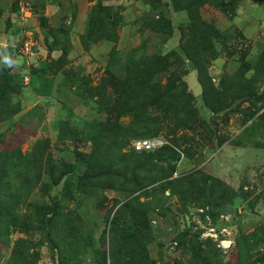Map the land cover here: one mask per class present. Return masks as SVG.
Listing matches in <instances>:
<instances>
[{"label":"rangeland","instance_id":"rangeland-1","mask_svg":"<svg viewBox=\"0 0 264 264\" xmlns=\"http://www.w3.org/2000/svg\"><path fill=\"white\" fill-rule=\"evenodd\" d=\"M97 1H89L92 5L86 11L85 32L75 40L76 45L71 39L76 18L72 12L64 15L62 20L58 19L57 24L51 26L45 16V0H13L6 5H0V18L3 14L9 13V18L3 24L4 28L0 29V56L10 49L14 53L13 75L16 86L12 97L13 103L22 109L20 96L24 88L30 85L27 84L29 82L26 79L24 83V78L31 74V88L36 87L35 92L42 89L49 93L56 87L55 92L59 93V99L61 98V102L63 99V105L65 104L61 109L59 105L58 108L56 107L52 98L31 96V114L26 110L0 123V136L3 133L6 135L5 139L0 140V155L11 154V151L17 147L22 148L23 152L32 150L33 142L29 143V133L21 124L22 120H26L31 121V124L39 123V131L44 134L42 138L51 141L54 152L59 148L69 147L70 153L59 152L57 157L65 158L76 166L68 182L73 196L68 194L65 197V194L58 193L50 183L49 177L45 175L40 186L25 199L26 204L22 205L19 213L30 216L33 209L28 207L29 204L51 205L55 196L65 198L67 209L63 214L70 211L74 216L81 218L82 224L81 227L79 226L81 234L90 236L94 242L93 247L81 258L79 264H100L99 257L102 254H106L109 259L114 254L116 264H122L123 261L131 264H203L202 259H206V256L212 259L210 264H236L239 256L240 258L243 256L239 252L245 250H248L253 261H257L256 264H264L258 263L257 260L264 257V232L260 230L264 228V121L259 119L264 115V104H258L260 107L262 105V109L255 120L248 119L249 109L253 107L252 101L248 99L232 101L230 98L227 102V105H230L228 110L216 117L211 114L204 104L197 72L186 60L180 45V29L184 31L186 39L192 37L190 26L194 19L187 11L174 12L172 7L164 4L155 9L151 6L150 0H103L104 4L113 8L109 16L113 24L106 25L103 31L97 27L98 32L94 34L96 39L93 40V37L87 34L91 25L92 7ZM162 1L170 5V0ZM26 2H29L31 7V17L28 26L22 27L19 16L22 3ZM199 15L202 21L212 25L219 32L218 36L211 34L207 40L202 39L205 47L203 51L205 63L213 83L221 88V82L226 80L240 89L246 82H254L256 88L264 89V10L261 11L260 16H252L249 20L245 11L243 9L241 11L238 3L233 0H213L199 9ZM168 20L176 29L174 37L154 30V27ZM18 24L22 25V30L25 28L32 31L37 40L40 56L38 60H31L30 66L26 63L28 60L25 61V58L21 57L17 47L22 40L17 37ZM83 36H87L84 41ZM74 47L79 48V51L71 54ZM156 57H168L169 64L158 66L153 70L151 86L157 84L164 87L176 76L184 75L183 80L187 82L195 97V107L199 111V116L207 125V128L198 132L179 130L176 135L171 136L167 130L174 126L170 121L173 112L169 114L156 108L146 110V114L150 117L162 118L168 115V119L165 120V130L157 137L164 138L167 142L165 146H172L181 154L175 172L177 175L175 176L174 173L171 179L203 173L205 176L221 180L225 185L209 182L207 201L201 200L199 203L185 202L182 196L175 195L173 190L167 189L161 196L165 206L158 208L155 205L148 212V225L153 240L146 244L142 238L137 236L130 238L122 230L111 236L109 223L116 217L117 210L130 194L98 188H90L87 192L81 190L77 175H83L86 168L71 152L74 144L69 142L62 144L58 140L60 122L56 113L60 111L65 114L67 119L64 117L61 121L70 120L71 126L76 123V126L80 127V132H83L87 123L105 122L108 118L107 109L98 102L103 101V98L107 102H116L118 94L112 86L115 79L125 80L128 76V67L133 62ZM55 60H59L58 63ZM42 62H46L44 67H40ZM245 64L249 65L246 69H244ZM36 76H41L45 81L33 82ZM50 81L53 87L51 83L49 84ZM145 93L146 89L141 93L137 92V103L142 102ZM67 110L70 111L66 114ZM131 120V115H124L120 122L128 124ZM183 138L187 143L177 148L174 145L175 140L185 141ZM222 139L230 150L236 146L256 148V150L249 149L244 160L258 153L260 159H263L261 165L251 163L256 166L246 167L242 161V164L236 162L228 151L216 147ZM133 142L134 140H131L127 150H131ZM76 147L87 153L93 150L90 141H78ZM218 153L221 155L223 153L228 160L223 161L222 158V161H219ZM201 177V174L195 176L197 179ZM162 181L161 183L164 184L168 180ZM217 188L221 191L218 198L217 195H213ZM139 194L143 195L142 203L147 204L156 200L154 195L145 197L143 191ZM118 201L120 204H117ZM201 209L210 215L217 228L225 227L231 230L234 244L227 253L222 252L215 242L212 246L207 245L210 238L202 237L205 231L202 227L206 226L207 222L205 214L199 212ZM198 216L202 220L201 224ZM65 229L68 230L66 227ZM255 233L256 237L250 245L242 246L239 250V239ZM20 239L34 241L36 244L43 243L40 248L23 254L27 258H32L34 263L58 264L59 260L65 259L68 264H76L71 260V256L60 255L59 250L52 252L42 231L11 233L9 240H3L0 245V264H9L12 252L18 246ZM195 239L201 247L194 244ZM197 247L201 251H197ZM215 247L221 251L220 255L218 251L215 252ZM211 253L215 258L210 256ZM109 259L107 264H114V261Z\"/></svg>","mask_w":264,"mask_h":264},{"label":"trees","instance_id":"trees-1","mask_svg":"<svg viewBox=\"0 0 264 264\" xmlns=\"http://www.w3.org/2000/svg\"><path fill=\"white\" fill-rule=\"evenodd\" d=\"M102 1L98 0L92 7L91 25L87 35L90 34L93 40L96 39L94 34L98 32V28L104 30L106 25L113 24L109 19L110 10L113 8ZM211 1L213 0H186L185 2L170 0L169 5L163 3L162 0H150V4L155 9L164 4L167 7H172L174 12L187 11L193 17L194 20L190 26L192 37L186 39L184 31L180 29V45L186 60L197 72L204 104L212 115L216 117L221 112L228 110L230 105H227V102L230 98L232 101L248 99L252 101L253 105L249 109L248 119L255 120L264 104V89L256 88L254 82H246L244 86L237 89L226 80L221 82L220 88L213 83V79L208 74L202 39L207 40L211 34L218 36L219 32L212 25L201 20L199 9ZM154 30L168 33L171 37L176 34V29L169 20L160 23V26L154 27ZM86 37H82L83 41ZM36 51L40 55L38 48ZM64 54L65 49L63 50ZM13 56L14 53L11 49L4 51L0 56V123L19 114L22 110L19 105L12 101L16 86L13 75L14 65L7 67L4 62L5 57L14 62ZM58 61L55 60L56 63ZM164 64H169L168 57H156L133 62L128 67V76L125 80L115 79L112 86L115 87L118 94L116 102H107L104 98L103 101L98 102L100 106L105 105L107 109L108 118L105 122L87 123L83 132H80V127L76 126V123L71 126L70 120L59 123L58 140L62 144L73 143L74 147L73 149L70 148L71 152L86 168L83 175H77L81 190L87 192L90 188H98L130 194L119 207V212L117 210L116 217L109 223L111 236L122 230L130 238L136 236L142 238L146 244L153 240L151 228L148 225V212L155 205L158 208L165 206V201L161 196L167 189L173 190L175 195L182 196V200L185 202L199 203L201 200L207 201V184L209 182L225 185L221 180L205 176L203 173L189 174L176 180L171 179L177 170V162L181 159V154L172 146H165L150 152H136L132 148L127 150L131 140L154 138L165 130V120L168 119V115L166 114L162 118L150 117L146 114V110L150 108L160 109L169 114L173 112L170 121L174 126L167 130L171 136L176 135L179 130L198 132L200 129L207 128L199 116L197 107H195V97L187 82L183 80L184 75L176 76L167 86L162 87L157 84L151 86L153 70ZM245 65L244 69L249 67V65ZM241 73L243 72L241 71ZM144 89H146L144 98H142V102L137 103V92L141 93ZM39 90V92H44L42 89ZM259 103H262L261 107L258 106ZM124 115L132 116V120L128 124L120 122ZM259 119L264 121V115L260 116ZM27 132L29 136L35 134ZM5 137L6 135L3 133L0 140L5 139ZM78 141L92 142L93 150L89 153L80 151L76 147ZM50 142L49 139L41 137L33 144L34 146L30 151L23 152L22 148L17 147L11 151V154L0 155V245L3 240L8 241L13 232L42 231L52 252L59 250L60 255L71 256V260L79 264L81 258L93 247L94 242L90 236L81 234V218L74 216L70 211L63 214L64 210L67 209L64 202L65 198L55 196L51 205L29 204L28 207L33 209L30 216H23L19 213L22 205L26 204L25 199L40 186L45 175L49 177L50 183L58 193L65 194V197L68 194V196H73L68 182L76 166L69 163L65 158L57 157L59 152L61 154L62 152L70 153L69 147H58L59 149L54 152ZM184 143H187L186 139L185 141L175 140L174 145L180 148ZM224 144L225 141L222 139L216 147L221 149ZM197 174H201L202 177L195 178ZM162 180L168 181L162 184ZM141 191L147 198L154 195L155 202L142 203L143 195L139 194ZM214 194L218 198L221 191L217 188L213 192ZM117 204L120 202L118 201ZM65 227L68 229L67 231ZM260 230L264 232V228ZM254 237H256V233L241 237L238 242V249L250 245ZM57 239L61 242H58ZM213 242L214 240L210 239L207 241V245L212 246ZM42 244V242L36 244L34 241L20 239L17 243L18 246L12 252L9 264H37L32 258H27L23 254L32 249L40 248L39 246ZM194 244H198L197 240ZM219 249L214 248L215 252L218 251V255L222 251ZM197 251L201 250L198 248ZM239 254L243 256L241 258L239 256L236 264L257 263L249 256L248 250L239 252ZM210 256L215 258L212 253ZM108 259L106 254H102L99 257V263L107 264ZM109 260L116 264L114 254ZM257 260L258 263H264V257ZM202 262L203 264H210L212 259L206 256ZM58 264H68V261L62 259L59 260ZM122 264L131 263L123 261Z\"/></svg>","mask_w":264,"mask_h":264},{"label":"crops","instance_id":"crops-1","mask_svg":"<svg viewBox=\"0 0 264 264\" xmlns=\"http://www.w3.org/2000/svg\"><path fill=\"white\" fill-rule=\"evenodd\" d=\"M13 0H0V5H6L7 3H11ZM113 1H117V0H113ZM234 2L238 3V7L239 9L242 11V9L245 11V13L247 14L248 19L250 20L252 16H260L261 11L264 10V2L262 0H233ZM45 16L48 18L49 20V24L51 26L56 25L57 21H59L58 19L62 20V18L64 17V15L68 14L69 12L73 13L75 15V23L72 29V33H71V39L74 45L75 44V40L79 39V37L81 35L84 34L85 32V20L87 18V9H89L92 5V3L89 2V0H45ZM239 14V12H238ZM242 15V13H241ZM9 18V13L3 14L0 18V29H2L3 24L5 23V20ZM240 18L237 17L236 19L238 20ZM33 21V20H32ZM32 21H31V26L32 25ZM19 28L16 29L18 30V38H22L23 33L22 31V27L18 24L17 25ZM4 28V27H3ZM16 33V31H15ZM13 34V36H15L16 34ZM79 51V48L74 47V49L72 50L71 54L73 52H77ZM56 52V51H55ZM47 55V51L44 52ZM45 55V56H46ZM22 57V56H21ZM23 58V57H22ZM26 61V59H24ZM31 60L26 61L27 65L30 66ZM25 64V62H24ZM46 64V62H42L40 64V67H44ZM47 78V77H46ZM25 79L28 80L30 84L28 87L24 88V91H22V94L20 96V102L22 104V112H25L26 110H29L28 112H30L31 114V96L38 98V97H42V98H52L53 100H55V104L56 107L58 108V105L60 106V108L62 109L63 107H65V104L63 105V99L61 102V98L59 99L58 95L59 93L55 92V88H52L49 93L47 92H35L34 90L36 89V87H32L31 88V74L30 76H27L24 78V83H25ZM49 80V78H47ZM45 81L44 78L41 79V76L38 77L36 76V78H33V82H39V81ZM41 81V82H43ZM51 83V84H50ZM35 85V83H33ZM40 84V83H39ZM49 84L53 87L52 82L50 81ZM56 97V98H55ZM56 99H58L56 101ZM70 110L66 111L69 112ZM212 114V113H211ZM56 117L57 120L60 122L61 120H64L65 114H63L62 112H58L56 113ZM65 119H67L65 117ZM23 123H21L23 126V128H25V130L29 131L30 133H35L33 136H29V143L34 144L39 138L43 137L44 134L40 133L39 131V127L38 124H31V121H26V120H22ZM32 127V128H31ZM42 129V128H41ZM234 149H227V143H225L222 146V150L224 149V151H228V154L230 156H232L233 159H236V162L241 163L243 162V165L248 167L250 165V167L256 166L255 164H251V163H257L259 165H261V162L263 161V159H260V156L258 155V153L253 154V156H249L247 159L244 160L245 154L248 153L249 149L252 150H256V148H252L249 146H236L233 147ZM223 156V161H227L228 159L225 158V155L222 153ZM242 161V162H241ZM248 164V165H247Z\"/></svg>","mask_w":264,"mask_h":264},{"label":"built area","instance_id":"built-area-1","mask_svg":"<svg viewBox=\"0 0 264 264\" xmlns=\"http://www.w3.org/2000/svg\"><path fill=\"white\" fill-rule=\"evenodd\" d=\"M31 17V7L29 5V2L22 3L21 6V13H20V23L22 27L28 26L29 19ZM29 30V29H28ZM23 28V37L20 41V44L17 46L19 49L20 55L27 59V60H38L39 54L36 51L37 48V40L34 36V33L32 31H28ZM167 144V142L162 137H154L149 139H142L137 140L132 143V149H134L136 152H150V151H156L159 148L164 147ZM177 173H175V176ZM200 213L205 214L206 219V226H203L204 232L202 234L203 238H210L214 240V242L217 243V247L222 250V252L227 253V251L232 247L234 244V241L232 239V232L228 228H222L219 229L215 226V224L212 222L210 215L206 214L204 209L199 210ZM200 219L199 223H202V220L200 216H198Z\"/></svg>","mask_w":264,"mask_h":264},{"label":"clouds","instance_id":"clouds-1","mask_svg":"<svg viewBox=\"0 0 264 264\" xmlns=\"http://www.w3.org/2000/svg\"><path fill=\"white\" fill-rule=\"evenodd\" d=\"M4 62L6 63L7 67H13L14 62L10 59H8L7 57L4 58Z\"/></svg>","mask_w":264,"mask_h":264},{"label":"water","instance_id":"water-1","mask_svg":"<svg viewBox=\"0 0 264 264\" xmlns=\"http://www.w3.org/2000/svg\"><path fill=\"white\" fill-rule=\"evenodd\" d=\"M217 157H218L219 161H222L221 153H218Z\"/></svg>","mask_w":264,"mask_h":264}]
</instances>
